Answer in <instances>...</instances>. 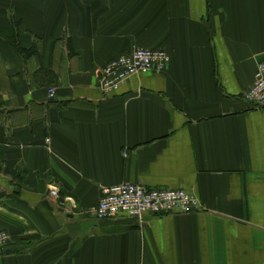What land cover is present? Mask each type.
<instances>
[{
	"label": "crops",
	"instance_id": "1",
	"mask_svg": "<svg viewBox=\"0 0 264 264\" xmlns=\"http://www.w3.org/2000/svg\"><path fill=\"white\" fill-rule=\"evenodd\" d=\"M140 46L167 68L104 94ZM263 57L264 0H0V264H264ZM122 182L204 209L96 218Z\"/></svg>",
	"mask_w": 264,
	"mask_h": 264
},
{
	"label": "built area",
	"instance_id": "2",
	"mask_svg": "<svg viewBox=\"0 0 264 264\" xmlns=\"http://www.w3.org/2000/svg\"><path fill=\"white\" fill-rule=\"evenodd\" d=\"M170 62L165 49L135 47L128 53L120 54L101 68L98 85L104 94H110L133 75L142 72H162ZM55 89H49V98ZM245 101L252 107L264 108V57L258 62L253 84L244 92ZM56 188L51 195L58 196ZM204 209L200 198L184 189L149 187L140 183L122 182L102 188V196L93 207L98 219L114 218L120 214L143 222L147 214L164 216L180 213H197ZM10 240L7 231H0V249Z\"/></svg>",
	"mask_w": 264,
	"mask_h": 264
}]
</instances>
